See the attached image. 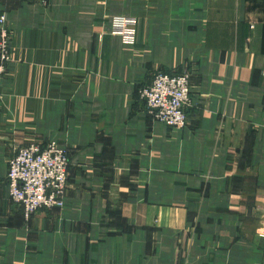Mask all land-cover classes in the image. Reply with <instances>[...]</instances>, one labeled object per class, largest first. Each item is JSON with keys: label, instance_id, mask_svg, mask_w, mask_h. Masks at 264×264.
Returning a JSON list of instances; mask_svg holds the SVG:
<instances>
[{"label": "crops", "instance_id": "1", "mask_svg": "<svg viewBox=\"0 0 264 264\" xmlns=\"http://www.w3.org/2000/svg\"><path fill=\"white\" fill-rule=\"evenodd\" d=\"M0 264H264V0H0ZM138 21L134 43L111 18ZM190 73L187 122L137 90ZM68 152L61 208L7 191L17 145Z\"/></svg>", "mask_w": 264, "mask_h": 264}, {"label": "built area", "instance_id": "2", "mask_svg": "<svg viewBox=\"0 0 264 264\" xmlns=\"http://www.w3.org/2000/svg\"><path fill=\"white\" fill-rule=\"evenodd\" d=\"M137 24L135 17H115L111 33L126 43H134ZM7 36L5 16L0 15V78L10 58ZM190 93V73L186 70L176 74L157 72L150 84L140 89L147 113L164 125L177 129L186 125L185 109L190 104ZM67 165V151L53 142L16 147L8 161L10 197L20 202L26 213L58 204V198L66 188Z\"/></svg>", "mask_w": 264, "mask_h": 264}, {"label": "rangeland", "instance_id": "3", "mask_svg": "<svg viewBox=\"0 0 264 264\" xmlns=\"http://www.w3.org/2000/svg\"><path fill=\"white\" fill-rule=\"evenodd\" d=\"M35 1H38L41 5H45L46 4V2H47V0H40V1H42V3L39 1V0H35ZM115 17H118V16H114V17H112L111 18V20H110V22H111V24H112V19H114ZM111 27L112 26H110V32H111ZM112 32H113V29H112ZM113 33H115V32H113ZM6 41H7V43H8V36H7V38H6ZM8 47H9V45H8ZM8 63V62H7ZM7 66V65H6ZM5 70H6V68H5ZM158 72H161V71H158ZM180 72H182V71H180ZM180 72H178V73H180ZM164 73H167V72H164ZM168 74H176V73H168ZM152 81V80H151ZM150 84V83H149ZM148 85V84H147ZM190 85H191V83H190ZM144 86H146V85H143V86H141L138 90H137V95H138V97L141 99V100H143L144 101V98H142L140 95V89L141 88H143ZM191 94V93H190ZM144 104H145V102H144ZM187 108V107H186ZM185 113H186V109H185ZM151 117L155 120V121H158L157 119H155L152 115H151ZM187 117V116H186ZM158 122H160V121H158ZM162 123V122H161ZM166 126V125H165ZM168 127V126H167ZM169 128H172V127H169ZM50 142H53V143H55L58 147H60V148H62V149H65V148H63V147H61V146H59L58 145V143L57 142H55V141H48V142H46V145L48 144V143H50ZM32 143H36V142H32ZM29 144H31V143H28V144H26V145H29ZM45 145V144H44ZM18 146H23V145H17V146H15L13 149H15L16 147H18ZM25 146V145H24ZM66 150V149H65ZM67 151V150H66ZM13 152H14V150H13ZM13 154V153H12ZM67 154H68V152H67ZM10 159V158H9ZM9 161V160H8ZM68 163H69V157H68ZM67 168H68V165H67ZM7 172H8V170H7ZM6 178H7V175H6ZM68 189H69V178H68V174H67V180H66V188H65V191H64V193L62 194V196L61 197H59L58 198V204H55V205H53V206H51V207H42V208H37V209H35V210H33L32 212H30V213H26V209H25V207L19 202H16V201H14L13 199H12V197H10V195H9V192H10V189H9V182H8V179H7V191H8V198H9V200L11 201V202H13L14 204H16L17 206H19L21 209H22V211H23V213H24V217H25V219H27V220H29L30 218H31V216L35 213V212H37L38 210H41V209H53V208H61L63 205H64V198H65V195H66V193H67V191H68Z\"/></svg>", "mask_w": 264, "mask_h": 264}]
</instances>
